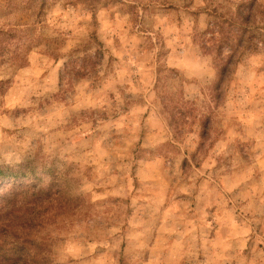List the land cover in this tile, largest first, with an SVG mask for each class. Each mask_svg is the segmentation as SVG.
I'll return each mask as SVG.
<instances>
[{
    "label": "rangeland",
    "instance_id": "rangeland-1",
    "mask_svg": "<svg viewBox=\"0 0 264 264\" xmlns=\"http://www.w3.org/2000/svg\"><path fill=\"white\" fill-rule=\"evenodd\" d=\"M251 1L0 0L6 264H264V0L224 78L212 28Z\"/></svg>",
    "mask_w": 264,
    "mask_h": 264
},
{
    "label": "trees",
    "instance_id": "trees-1",
    "mask_svg": "<svg viewBox=\"0 0 264 264\" xmlns=\"http://www.w3.org/2000/svg\"><path fill=\"white\" fill-rule=\"evenodd\" d=\"M257 5V2L255 0L251 1L248 5V10L239 12L241 15L242 21L240 22L237 18L231 17L224 20L225 24L222 22H214L213 23V31L215 29L216 32H220L222 35H225L226 41L230 47L231 52H229L226 56V58H223L224 63L221 65L220 72L221 76L224 78L229 71L231 70V67L233 64H235V61L237 59L238 52L240 49L244 48L246 46V42H250L251 45H253V39L254 36H248L247 34L251 32L252 27L254 26L253 20H255V7ZM241 23L243 25L242 31H239V29H236L235 27L238 26V24ZM212 31V32H213ZM250 47V46H249ZM218 50L221 51L220 46H218ZM4 178H10L11 180L13 178H19V174L12 170L11 168H1L0 167V182ZM3 208V206H1ZM7 228L6 224H3L0 228L4 229ZM0 229V264H6V261L8 260L10 263L12 262V257L7 255V251L12 248H6L5 242L7 241L6 238H4L5 234H3V231ZM17 238V237H16ZM15 243H12V246L14 249H18L20 246L18 241H14Z\"/></svg>",
    "mask_w": 264,
    "mask_h": 264
}]
</instances>
